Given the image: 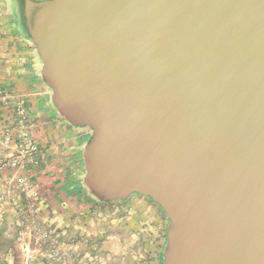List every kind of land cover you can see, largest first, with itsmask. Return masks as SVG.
I'll use <instances>...</instances> for the list:
<instances>
[{
  "label": "water",
  "instance_id": "obj_1",
  "mask_svg": "<svg viewBox=\"0 0 264 264\" xmlns=\"http://www.w3.org/2000/svg\"><path fill=\"white\" fill-rule=\"evenodd\" d=\"M83 185L151 199L163 264H264V0H24Z\"/></svg>",
  "mask_w": 264,
  "mask_h": 264
},
{
  "label": "crops",
  "instance_id": "obj_2",
  "mask_svg": "<svg viewBox=\"0 0 264 264\" xmlns=\"http://www.w3.org/2000/svg\"><path fill=\"white\" fill-rule=\"evenodd\" d=\"M40 72L33 42L0 1V168L18 158L24 137L33 141L36 149L26 167L34 191L18 198L33 202L42 222L66 233L58 264H162V209L137 193L105 202L86 191L87 132L59 115ZM25 228V221L0 203V264H21Z\"/></svg>",
  "mask_w": 264,
  "mask_h": 264
},
{
  "label": "built area",
  "instance_id": "obj_3",
  "mask_svg": "<svg viewBox=\"0 0 264 264\" xmlns=\"http://www.w3.org/2000/svg\"><path fill=\"white\" fill-rule=\"evenodd\" d=\"M19 113L23 120L27 118L23 109L20 108ZM19 148L18 158L12 159L0 168V203L11 207L26 223L21 264H38L39 260H45L48 264H58L66 233L57 229L52 222H42L33 202L22 203L19 200V195L30 197L34 191L35 186L26 163L36 147L32 140L24 137Z\"/></svg>",
  "mask_w": 264,
  "mask_h": 264
},
{
  "label": "rangeland",
  "instance_id": "obj_4",
  "mask_svg": "<svg viewBox=\"0 0 264 264\" xmlns=\"http://www.w3.org/2000/svg\"><path fill=\"white\" fill-rule=\"evenodd\" d=\"M0 1H6L7 5H8L10 16L12 17V20L14 21L15 26H17V28H19L20 31H24L26 33V30H25V19H24V16H23V2L24 1L23 0H0ZM27 36H28V34H27ZM82 129H83V131L87 132V141H88V139L91 136V130H90L89 127H83ZM86 191H88V190L86 189ZM138 195H140L138 197H140L142 199H147V201L148 200L152 201L151 199H149L146 196H143L141 194H138ZM162 215H163V237H164L163 238V248H164L165 243H166V232H167V226H168V219H167L165 213L163 212V210H162Z\"/></svg>",
  "mask_w": 264,
  "mask_h": 264
},
{
  "label": "trees",
  "instance_id": "obj_5",
  "mask_svg": "<svg viewBox=\"0 0 264 264\" xmlns=\"http://www.w3.org/2000/svg\"><path fill=\"white\" fill-rule=\"evenodd\" d=\"M162 264H163V261H162Z\"/></svg>",
  "mask_w": 264,
  "mask_h": 264
},
{
  "label": "flooded vegetation",
  "instance_id": "obj_6",
  "mask_svg": "<svg viewBox=\"0 0 264 264\" xmlns=\"http://www.w3.org/2000/svg\"><path fill=\"white\" fill-rule=\"evenodd\" d=\"M24 1V0H23Z\"/></svg>",
  "mask_w": 264,
  "mask_h": 264
}]
</instances>
